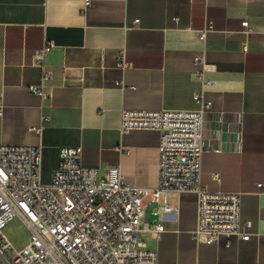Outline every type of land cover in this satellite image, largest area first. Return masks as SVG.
I'll list each match as a JSON object with an SVG mask.
<instances>
[{
  "label": "crops",
  "instance_id": "crops-1",
  "mask_svg": "<svg viewBox=\"0 0 264 264\" xmlns=\"http://www.w3.org/2000/svg\"><path fill=\"white\" fill-rule=\"evenodd\" d=\"M209 22L214 30L202 41ZM123 52L127 70L117 65ZM41 85L47 97L33 90ZM197 94L212 102L203 184L242 192L253 235L197 240V194L171 193L179 212L160 239L144 234L147 246L159 264H264V0H0V145L42 146L45 183L63 148L82 147L102 178L119 166L131 187L156 190L160 133L122 132V113L195 109ZM151 199L143 197L150 222L165 196ZM13 222L22 224L5 233L21 249L28 238L16 242Z\"/></svg>",
  "mask_w": 264,
  "mask_h": 264
},
{
  "label": "built area",
  "instance_id": "built-area-1",
  "mask_svg": "<svg viewBox=\"0 0 264 264\" xmlns=\"http://www.w3.org/2000/svg\"><path fill=\"white\" fill-rule=\"evenodd\" d=\"M90 1H87V6ZM136 24L139 20L135 21ZM243 26L250 32L249 22ZM213 22L200 31L205 41ZM53 49L47 44L37 53L44 65ZM205 63L203 55L196 57ZM122 70L131 67L125 53L117 59ZM50 78L45 72L44 81ZM33 90L47 97L43 85ZM195 109L125 110L121 131L160 133V179L156 190L135 189L125 182L119 166L100 178L97 167L83 161V148H63L49 183L42 179V146L0 145V264H159V255L147 246L144 234L157 239L179 208L168 202L171 193L194 192L198 197L197 240L212 244L220 237L248 241L253 222L243 220L242 192L213 191L203 184L205 117L212 102L195 95ZM158 204L148 220L143 197ZM20 220L28 243L17 249L5 229Z\"/></svg>",
  "mask_w": 264,
  "mask_h": 264
},
{
  "label": "rangeland",
  "instance_id": "rangeland-1",
  "mask_svg": "<svg viewBox=\"0 0 264 264\" xmlns=\"http://www.w3.org/2000/svg\"><path fill=\"white\" fill-rule=\"evenodd\" d=\"M103 176L100 175V178H102ZM48 182V181H46ZM11 232L16 240V242L19 244V243H24L27 238H28V234H27V231L25 229V227L18 223V222H13L12 223V227H11Z\"/></svg>",
  "mask_w": 264,
  "mask_h": 264
}]
</instances>
